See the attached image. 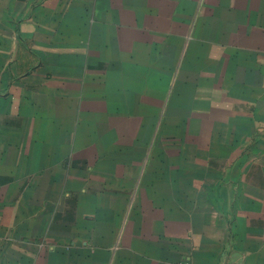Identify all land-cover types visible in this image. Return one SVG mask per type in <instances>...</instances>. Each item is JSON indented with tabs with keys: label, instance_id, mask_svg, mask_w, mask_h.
Masks as SVG:
<instances>
[{
	"label": "crops",
	"instance_id": "obj_1",
	"mask_svg": "<svg viewBox=\"0 0 264 264\" xmlns=\"http://www.w3.org/2000/svg\"><path fill=\"white\" fill-rule=\"evenodd\" d=\"M116 10L115 0H0V264H32L38 236L55 248L51 264H264V232L246 212L264 213V200L244 159L235 177L213 175L210 159L196 177L188 166L149 180L147 157L114 168L89 85L115 77L119 24L133 22L131 8L126 19ZM258 17L228 14L226 28L253 59L249 113L235 117L263 135ZM39 183H50L40 203Z\"/></svg>",
	"mask_w": 264,
	"mask_h": 264
},
{
	"label": "rangeland",
	"instance_id": "obj_2",
	"mask_svg": "<svg viewBox=\"0 0 264 264\" xmlns=\"http://www.w3.org/2000/svg\"><path fill=\"white\" fill-rule=\"evenodd\" d=\"M115 5L121 19L131 8L133 22L126 28L119 22L115 77L89 89L101 102L93 107L98 111L91 122L99 140L113 148L117 172H123L126 159L147 157L149 180L171 168L186 172L188 166L196 177L199 165L210 159L206 167L213 175L224 169L235 177L244 159L248 186L263 201L264 134L255 131L251 119L235 117L252 103V54L241 49L244 35L226 28V22L228 14L234 20L259 15L264 22V0H115ZM48 185L38 184L35 201L40 203ZM20 200L31 201L24 194ZM246 212L264 232L261 206ZM42 240L38 236L33 243L32 264L42 259L51 264L55 257V248Z\"/></svg>",
	"mask_w": 264,
	"mask_h": 264
}]
</instances>
